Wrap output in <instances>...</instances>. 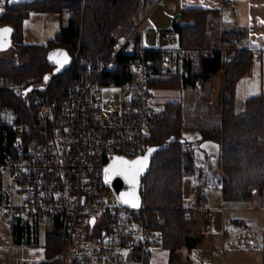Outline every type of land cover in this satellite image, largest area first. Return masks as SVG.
<instances>
[{
    "label": "trees",
    "instance_id": "1",
    "mask_svg": "<svg viewBox=\"0 0 264 264\" xmlns=\"http://www.w3.org/2000/svg\"><path fill=\"white\" fill-rule=\"evenodd\" d=\"M144 1L147 4L160 3V0ZM140 5L141 0H7L6 11L0 15V29H11V46L17 50V59L0 57L2 155L14 149L18 126L28 123V135L40 133L35 111L40 102L56 103L67 97L85 70L78 57L99 60L112 56L115 42L123 36L122 31L117 35L115 32L126 24L138 26ZM32 12L73 16L47 44H27L24 22ZM216 14L217 10L184 8L173 22L178 45L189 49L185 60V67L190 72L187 75L179 67L176 73L170 71L168 76L162 75L166 67L162 53H146L155 70L153 75L150 74L149 84L157 104L164 106L148 140L149 147L169 143L171 138L176 140L153 158L151 170L143 181L144 207L134 217L149 230L162 234L163 247L170 252V264H190L191 258H179V251L184 247L194 250L206 236V213L184 205V178L195 168L199 145L209 140L219 145L217 167L222 175L217 185L224 199L251 200L256 194L264 193V92L248 98L244 108L237 110L238 83L251 72L254 53L238 47L244 36L239 30H224L221 45L210 44V31L214 26L211 15ZM185 22L195 24L183 25ZM55 48L67 49L72 56L78 55L70 69L57 75L54 74L55 67L48 61L49 52ZM131 62L129 56L119 55L116 70L107 77L117 82L132 80ZM173 65L177 66V63ZM221 72L224 73L225 86L215 106V79ZM47 75L52 77L49 84L46 83ZM197 81L201 83L200 88H197ZM30 87L33 90L26 93ZM196 91L200 96L190 109ZM25 94L31 96L30 103L24 99ZM38 97L42 99L39 102ZM200 104H203L202 110ZM185 130H198L200 139L188 140L184 136ZM12 221L15 244L42 246L47 260L40 264L63 263L61 254L65 249V238L59 218L47 227L43 245L41 224L35 218L13 216ZM138 251L136 248L134 254L137 255ZM149 258L146 264H150Z\"/></svg>",
    "mask_w": 264,
    "mask_h": 264
},
{
    "label": "built area",
    "instance_id": "2",
    "mask_svg": "<svg viewBox=\"0 0 264 264\" xmlns=\"http://www.w3.org/2000/svg\"><path fill=\"white\" fill-rule=\"evenodd\" d=\"M6 3L0 0V15ZM224 6L237 13L235 0H225ZM146 19L139 12L138 27L117 39L110 58L76 53L74 60L80 58L85 70L63 100L39 103L40 133L28 135V126L20 125L14 149L0 153V208L6 216L33 217L40 224L59 218L65 238L62 264H146L163 239L135 219L136 212L121 205L104 182L106 165L115 155L135 158L147 151L164 111L149 84L155 70L146 53H162L164 76L178 67L190 73L185 67L189 49L178 45L173 28L161 29L155 43L146 44ZM119 55L132 59L130 81L107 77L116 70ZM198 202L213 223L216 212L208 197L203 194Z\"/></svg>",
    "mask_w": 264,
    "mask_h": 264
},
{
    "label": "rangeland",
    "instance_id": "3",
    "mask_svg": "<svg viewBox=\"0 0 264 264\" xmlns=\"http://www.w3.org/2000/svg\"><path fill=\"white\" fill-rule=\"evenodd\" d=\"M167 1L163 0L156 5L147 4L144 0H141L139 12H141L142 17L148 16L152 11L144 25V37L147 45L155 43L156 32L158 33L161 29H169L173 25L176 12L172 13L168 10ZM70 15L72 14H65V26L68 25L67 19ZM213 25L214 28L210 31L211 39L209 42L213 46H218L221 44V29L214 22ZM137 27H130L126 24L121 26L115 34L117 35L122 31L120 34L128 36ZM0 57L17 59V50L14 46L0 50ZM224 86L225 77L222 73L217 78V93ZM199 94L200 92H194L192 99H197L200 96ZM213 97L215 98V94H213ZM24 99L30 103L31 96L25 94ZM36 100L39 102L42 99L38 97ZM158 107L162 109L164 106L159 104ZM199 107L202 110L203 104H200ZM184 136L190 141H197L200 139L201 134L198 130H185ZM219 150L218 143L211 140L199 145L196 150L195 168L184 178L185 207L199 209L198 200L205 194L209 199L210 208L216 214L212 224L207 222L206 218L204 220V226L205 222L208 223L204 228L206 234L204 242L192 251L185 247L182 248L179 251V258L182 257L186 260L191 258L190 264H264V193L256 194L254 199L251 200L224 199L222 190L217 185L218 178L222 175L217 167ZM40 226L41 244L43 245L46 241L47 227L51 226V223H42ZM36 248L38 250L43 249L41 246ZM217 249L221 251V254L216 253ZM156 251L164 253V256L160 259L161 264H169L167 258L170 252L163 247L162 241L157 243ZM42 254L45 257L44 251H42ZM152 255L149 258L150 263L153 262Z\"/></svg>",
    "mask_w": 264,
    "mask_h": 264
},
{
    "label": "crops",
    "instance_id": "4",
    "mask_svg": "<svg viewBox=\"0 0 264 264\" xmlns=\"http://www.w3.org/2000/svg\"><path fill=\"white\" fill-rule=\"evenodd\" d=\"M224 1L168 0L166 4H168L169 11L172 13L176 12L174 15L175 20L184 8L217 10L216 15H211V20L219 26L221 34L224 30H239L244 33V36L238 42V47L251 50L254 53V63L251 72L238 83L237 110H242L248 98L264 92V0H235L237 4L236 14L229 12L225 8ZM64 19L65 17L57 12H32L24 22L25 43L47 44L63 28ZM217 78L215 79L213 92L215 94V98L213 97L215 106L222 91L217 93ZM199 84L201 85L200 81ZM196 101V98L190 101V109L194 108ZM12 218L11 216H6L5 212L0 208V264H38L45 260L46 258L42 256V251H44V255L46 256V250L42 246L43 249L41 251L36 247L15 244L13 240ZM207 224L205 222V227ZM216 253L221 254V251L217 249ZM152 254L151 259L153 262L150 264H161L160 259L164 256V253L155 250ZM167 261L170 264V255Z\"/></svg>",
    "mask_w": 264,
    "mask_h": 264
},
{
    "label": "water",
    "instance_id": "5",
    "mask_svg": "<svg viewBox=\"0 0 264 264\" xmlns=\"http://www.w3.org/2000/svg\"><path fill=\"white\" fill-rule=\"evenodd\" d=\"M187 24H195V22L183 23V25H187ZM2 29H5V28H2ZM11 43L12 42H11V33H10L6 37V42L3 43L2 46H0V50L8 49L11 46ZM61 53H63L64 55H59ZM48 61L52 66L55 67L54 74L57 75V74L64 73L66 70L70 69L73 66L74 57L71 55V53L67 49L55 48L49 52ZM51 78H52L51 75L46 76L47 84L51 82ZM32 90H33V87H30L26 91V93ZM175 140H176L175 138H171L170 142L164 145L150 146L148 147L147 151L144 154L139 155L135 158H128L125 156L115 155L110 160V162L106 165V168L104 171V182L108 187H110L114 191L121 205L135 212L140 211L144 207V197L142 194L143 187H144L143 181L146 175L151 170L153 158L158 152L164 149H167L170 143L174 142ZM149 150H154V151H149ZM145 157H147V164H146V167H144L143 170L136 177L135 188H133V185L129 183L128 179H125L124 175L114 174L116 169L126 167L125 165L120 164L117 158H120L121 160H126L131 163L138 159H144ZM125 200L136 202L138 203V206L132 207L131 203H125L124 202Z\"/></svg>",
    "mask_w": 264,
    "mask_h": 264
},
{
    "label": "snow or ice",
    "instance_id": "6",
    "mask_svg": "<svg viewBox=\"0 0 264 264\" xmlns=\"http://www.w3.org/2000/svg\"><path fill=\"white\" fill-rule=\"evenodd\" d=\"M10 33H11V29H7V28L0 29V46H2L3 43L6 42V37ZM59 55H64V54L61 53ZM149 151H154V150H149ZM117 160L120 162V164L125 165L126 167L116 169L114 174L124 175L125 179H128L129 183H131L133 185V188H135L136 177L143 170V168L146 167L147 157H145L144 159H138L131 163L126 160H121L120 158H117ZM124 202L131 203L132 207L138 206V203L130 201V200H125Z\"/></svg>",
    "mask_w": 264,
    "mask_h": 264
},
{
    "label": "bare ground",
    "instance_id": "7",
    "mask_svg": "<svg viewBox=\"0 0 264 264\" xmlns=\"http://www.w3.org/2000/svg\"><path fill=\"white\" fill-rule=\"evenodd\" d=\"M12 89H13V88H12ZM27 124H28V123H27ZM27 124H26V125H27ZM16 130H17V129H16ZM16 130H15V131H16ZM16 132H17V131H16ZM17 139H18V137H17ZM16 141H17V140H16ZM14 142H15V140H14ZM15 143H16V142H15ZM11 147H12V146H11ZM10 149H11V148H10ZM10 149H9V151H10ZM12 149H13V148H12ZM46 255H47V254H46ZM45 258H46V256H45ZM46 260H47V259H46ZM41 262H42V261H41ZM38 264H40V263H38Z\"/></svg>",
    "mask_w": 264,
    "mask_h": 264
}]
</instances>
